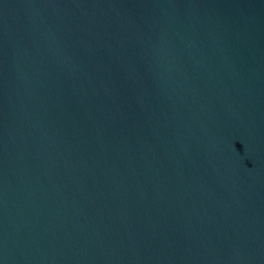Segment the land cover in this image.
Here are the masks:
<instances>
[{
	"label": "water",
	"instance_id": "95a60500",
	"mask_svg": "<svg viewBox=\"0 0 264 264\" xmlns=\"http://www.w3.org/2000/svg\"><path fill=\"white\" fill-rule=\"evenodd\" d=\"M0 264H264V0H0Z\"/></svg>",
	"mask_w": 264,
	"mask_h": 264
}]
</instances>
